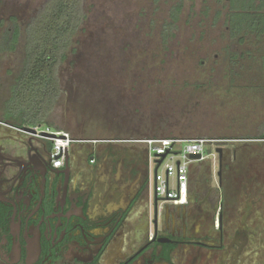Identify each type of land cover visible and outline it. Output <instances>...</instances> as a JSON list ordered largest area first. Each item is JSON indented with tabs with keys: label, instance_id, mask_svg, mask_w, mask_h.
<instances>
[{
	"label": "flooded vegetation",
	"instance_id": "obj_1",
	"mask_svg": "<svg viewBox=\"0 0 264 264\" xmlns=\"http://www.w3.org/2000/svg\"><path fill=\"white\" fill-rule=\"evenodd\" d=\"M12 86L0 102V264H264V167L239 138L190 165L178 204L157 195L141 138L77 136L53 167L41 124L4 116Z\"/></svg>",
	"mask_w": 264,
	"mask_h": 264
},
{
	"label": "rangeland",
	"instance_id": "obj_2",
	"mask_svg": "<svg viewBox=\"0 0 264 264\" xmlns=\"http://www.w3.org/2000/svg\"><path fill=\"white\" fill-rule=\"evenodd\" d=\"M43 1L0 0V39L10 17L23 30ZM226 3L82 0L85 18L57 70L61 91L46 118L52 126L43 122L40 128L56 126L74 137L214 140L205 144L207 152L225 147L220 138H239L241 156H253L264 167V141L242 139L264 129V89L257 85L264 77L254 71L253 58H246L231 81L224 57ZM23 44L22 33L13 50L0 49V102L21 66ZM245 47L255 53L251 42ZM172 163L166 156L158 173Z\"/></svg>",
	"mask_w": 264,
	"mask_h": 264
},
{
	"label": "trees",
	"instance_id": "obj_3",
	"mask_svg": "<svg viewBox=\"0 0 264 264\" xmlns=\"http://www.w3.org/2000/svg\"><path fill=\"white\" fill-rule=\"evenodd\" d=\"M180 7V3L176 4L171 12L174 20ZM226 7L229 43L224 48V57L235 76L231 81L239 77L238 69L246 58H253L252 62L257 63L254 71L264 77V0H227ZM84 18L82 0H44L23 30L17 19L10 17L0 39V49L13 50L22 33L24 44L8 115L32 126L43 122L52 126L46 118L61 91L58 66L71 50L73 37ZM247 42L256 47L255 53L243 48ZM260 81L257 85L264 89V80ZM256 137H264V129Z\"/></svg>",
	"mask_w": 264,
	"mask_h": 264
},
{
	"label": "built area",
	"instance_id": "obj_4",
	"mask_svg": "<svg viewBox=\"0 0 264 264\" xmlns=\"http://www.w3.org/2000/svg\"><path fill=\"white\" fill-rule=\"evenodd\" d=\"M36 128V127H34ZM50 135L47 138L51 141L50 159L53 167H60L66 149L76 140L68 131L62 129L50 130L45 129ZM214 141L205 138L196 139H145L151 154V161L161 166L166 156L170 155L173 163L166 168L165 174L156 172L154 179L156 181L157 195L163 199H170L175 203L183 204L186 202L188 193V172L191 163L199 162L210 156L215 157V147L213 152H207L204 148L207 142ZM176 143H185L182 148H175ZM165 156L162 158V155ZM190 154H199V158H190ZM172 176V179L171 177Z\"/></svg>",
	"mask_w": 264,
	"mask_h": 264
},
{
	"label": "water",
	"instance_id": "obj_5",
	"mask_svg": "<svg viewBox=\"0 0 264 264\" xmlns=\"http://www.w3.org/2000/svg\"><path fill=\"white\" fill-rule=\"evenodd\" d=\"M44 134H46L47 136L50 135V133H47V132H45ZM216 152H218V153L220 154V153L222 152V148L217 147V148H216ZM164 156H165V154L162 155V158H163ZM189 157L194 159V158H199L200 155H199V154H190ZM161 161H162V160L160 159V160L157 161V163H161ZM220 162H221V161H220Z\"/></svg>",
	"mask_w": 264,
	"mask_h": 264
}]
</instances>
